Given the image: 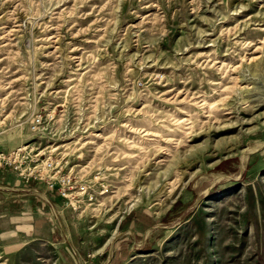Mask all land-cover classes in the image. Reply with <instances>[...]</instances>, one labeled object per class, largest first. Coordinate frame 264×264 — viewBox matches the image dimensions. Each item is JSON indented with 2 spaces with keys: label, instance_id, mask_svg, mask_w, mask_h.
I'll use <instances>...</instances> for the list:
<instances>
[{
  "label": "rangeland",
  "instance_id": "1",
  "mask_svg": "<svg viewBox=\"0 0 264 264\" xmlns=\"http://www.w3.org/2000/svg\"><path fill=\"white\" fill-rule=\"evenodd\" d=\"M27 145L77 209L0 264H264V0H0V151Z\"/></svg>",
  "mask_w": 264,
  "mask_h": 264
},
{
  "label": "crops",
  "instance_id": "2",
  "mask_svg": "<svg viewBox=\"0 0 264 264\" xmlns=\"http://www.w3.org/2000/svg\"><path fill=\"white\" fill-rule=\"evenodd\" d=\"M66 211L63 199L46 191L44 183L26 184L13 169H0L1 254L17 253L35 240L61 246L59 228Z\"/></svg>",
  "mask_w": 264,
  "mask_h": 264
},
{
  "label": "built area",
  "instance_id": "3",
  "mask_svg": "<svg viewBox=\"0 0 264 264\" xmlns=\"http://www.w3.org/2000/svg\"><path fill=\"white\" fill-rule=\"evenodd\" d=\"M41 122V117H38L33 129ZM45 154H47L45 151L33 152L31 145L0 151V169L5 167L13 169L26 184L44 183L46 191L57 192L63 199L64 209L72 207L76 210L72 176L63 171V166L57 158H53L51 154L44 157Z\"/></svg>",
  "mask_w": 264,
  "mask_h": 264
}]
</instances>
